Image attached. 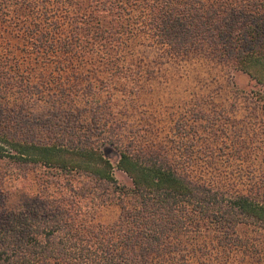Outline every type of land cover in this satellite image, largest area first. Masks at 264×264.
<instances>
[{
  "label": "trees",
  "instance_id": "obj_1",
  "mask_svg": "<svg viewBox=\"0 0 264 264\" xmlns=\"http://www.w3.org/2000/svg\"><path fill=\"white\" fill-rule=\"evenodd\" d=\"M9 26L26 38L28 56L49 61L62 47L85 56L108 37L129 47V36L148 35L171 51L209 50L249 73L260 71L249 65L264 59V0H0V29ZM5 58L2 53L0 161L21 178L33 172L39 178L23 208L0 202V264H153L165 240L203 219L264 228V167L242 185L195 178L167 149L134 137L126 142L123 131L97 122L102 116H78L96 112L93 83L63 100L69 91L53 75L15 84ZM95 136L118 149V165L133 186L114 177ZM99 197L100 205L121 206L113 224L95 222Z\"/></svg>",
  "mask_w": 264,
  "mask_h": 264
},
{
  "label": "rangeland",
  "instance_id": "obj_2",
  "mask_svg": "<svg viewBox=\"0 0 264 264\" xmlns=\"http://www.w3.org/2000/svg\"><path fill=\"white\" fill-rule=\"evenodd\" d=\"M7 30L0 29V55L5 53L3 68L9 69L15 84L26 83L28 77L38 82L53 75L69 91L63 97L67 100L93 83L99 98V104H91L96 112L79 110L78 116L82 112L102 116L97 122L105 120L108 127L123 131L129 137L126 142L134 137L140 144L167 149L195 178L242 185L264 167V83L260 80L264 79V59L249 65L260 71L249 73L232 61L217 60L209 50L207 54L171 51L148 35L129 36V47L120 37H108L103 48L85 56L62 47L53 63L52 58L28 56L27 41L18 37L19 29L9 26ZM82 57L88 65L82 66ZM94 140L118 182L133 186L118 165V149L101 137ZM19 176L0 161V184L17 186L10 191L0 188V202L11 210L23 208L38 190V172L28 179ZM94 203L95 222L107 225L119 218L118 203L100 205V197ZM195 225L165 240L153 255V264H264V228L230 227L207 219Z\"/></svg>",
  "mask_w": 264,
  "mask_h": 264
}]
</instances>
